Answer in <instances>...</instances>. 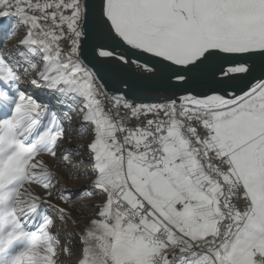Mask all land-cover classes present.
I'll return each instance as SVG.
<instances>
[{
	"label": "snow or ice",
	"instance_id": "6c2138e0",
	"mask_svg": "<svg viewBox=\"0 0 264 264\" xmlns=\"http://www.w3.org/2000/svg\"><path fill=\"white\" fill-rule=\"evenodd\" d=\"M0 264H264V0H0Z\"/></svg>",
	"mask_w": 264,
	"mask_h": 264
}]
</instances>
